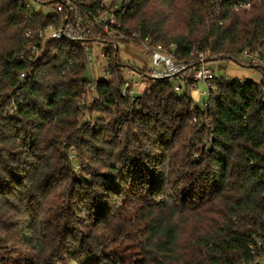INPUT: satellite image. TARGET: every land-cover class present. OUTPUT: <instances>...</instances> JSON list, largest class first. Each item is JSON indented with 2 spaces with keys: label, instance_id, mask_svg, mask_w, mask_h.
<instances>
[{
  "label": "trees",
  "instance_id": "trees-1",
  "mask_svg": "<svg viewBox=\"0 0 264 264\" xmlns=\"http://www.w3.org/2000/svg\"><path fill=\"white\" fill-rule=\"evenodd\" d=\"M119 18L182 60L264 51V0H131ZM49 22L0 0V264H263L258 83L219 76L203 110L165 79L132 101L118 58L92 103L77 43L29 58L26 33Z\"/></svg>",
  "mask_w": 264,
  "mask_h": 264
},
{
  "label": "built area",
  "instance_id": "built-area-1",
  "mask_svg": "<svg viewBox=\"0 0 264 264\" xmlns=\"http://www.w3.org/2000/svg\"><path fill=\"white\" fill-rule=\"evenodd\" d=\"M43 6L50 3L58 4L50 17V22L41 27L35 35L27 32L26 36L31 41L28 44L29 58L36 61L42 58V54L49 41L67 40L77 43L85 54V61L89 70V89L93 91L90 97L92 103H101L97 87L101 80L109 77L115 70L118 58L125 65V75L120 87L122 97H129L132 101L145 93L142 89V81L145 78V88L150 85L149 80L165 79L174 83V89L182 92L185 90L199 89V85L205 88L201 92L207 95L202 106L194 104L193 111L203 110L209 105L211 98L218 97L217 80L219 76L204 52H197L189 60L178 59L174 53L162 45L154 46L147 39L140 40L135 32L127 33L119 18L131 0H101L91 7L88 0H35ZM26 7L35 9L32 0H22ZM249 3L241 2L236 5V10L249 8ZM39 10V9H36ZM42 11V10H40ZM123 46H134L141 50V57L147 61L142 66L134 67L122 56ZM127 53V52H126ZM126 55V54H125ZM240 64L247 63L254 68H262V76L256 81L260 86L264 101V51L261 47L255 50L244 49L235 58L229 59ZM30 74L23 72L22 77ZM224 79L232 76L224 75ZM244 80L243 78L240 79ZM6 113L12 118L18 117L17 106L6 109ZM196 121V118L193 117ZM261 248L262 242H257ZM255 252V250H253ZM264 264V263H263Z\"/></svg>",
  "mask_w": 264,
  "mask_h": 264
},
{
  "label": "rangeland",
  "instance_id": "rangeland-1",
  "mask_svg": "<svg viewBox=\"0 0 264 264\" xmlns=\"http://www.w3.org/2000/svg\"><path fill=\"white\" fill-rule=\"evenodd\" d=\"M32 4L35 9L42 10L46 16H51L55 11V8L58 7V4L53 2L50 3L48 6H43L38 2H36L35 0H32ZM122 51L123 52L121 54L124 57V59L130 62V64L134 67L142 66L144 62L147 63V61L141 57V50L137 47L123 46ZM211 65L216 70V74L218 76L229 75L232 76L233 78H238V79L251 78L255 81H259L262 76V72L260 71V69L251 67L247 63L240 64L237 62H233L232 60L229 59L213 61ZM138 79L142 81V83L147 81L145 78L139 77ZM204 90L205 88L203 87V85H199V89L189 91V95L191 96V98L194 99L195 104L197 106H202L203 102L208 99L207 95L201 94V92ZM72 158L73 160H75L74 157ZM80 165H82V167L84 166V164H80Z\"/></svg>",
  "mask_w": 264,
  "mask_h": 264
}]
</instances>
